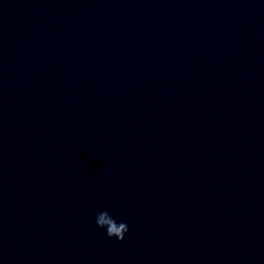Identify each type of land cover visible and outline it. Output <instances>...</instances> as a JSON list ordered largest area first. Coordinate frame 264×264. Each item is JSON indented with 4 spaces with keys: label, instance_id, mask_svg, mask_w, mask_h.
<instances>
[{
    "label": "water",
    "instance_id": "1",
    "mask_svg": "<svg viewBox=\"0 0 264 264\" xmlns=\"http://www.w3.org/2000/svg\"><path fill=\"white\" fill-rule=\"evenodd\" d=\"M0 264H264V0H0Z\"/></svg>",
    "mask_w": 264,
    "mask_h": 264
},
{
    "label": "clouds",
    "instance_id": "2",
    "mask_svg": "<svg viewBox=\"0 0 264 264\" xmlns=\"http://www.w3.org/2000/svg\"><path fill=\"white\" fill-rule=\"evenodd\" d=\"M94 225L104 232L109 238L118 242H124L131 231L127 219L118 218L112 211L102 209L97 211L94 217Z\"/></svg>",
    "mask_w": 264,
    "mask_h": 264
}]
</instances>
